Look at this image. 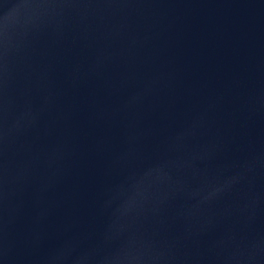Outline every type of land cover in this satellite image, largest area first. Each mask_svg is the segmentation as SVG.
Listing matches in <instances>:
<instances>
[{
	"label": "water",
	"instance_id": "95a60500",
	"mask_svg": "<svg viewBox=\"0 0 264 264\" xmlns=\"http://www.w3.org/2000/svg\"><path fill=\"white\" fill-rule=\"evenodd\" d=\"M0 264H264V0H0Z\"/></svg>",
	"mask_w": 264,
	"mask_h": 264
}]
</instances>
